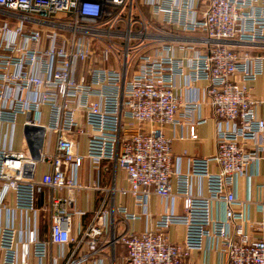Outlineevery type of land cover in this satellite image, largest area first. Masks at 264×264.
Here are the masks:
<instances>
[{
    "label": "built area",
    "instance_id": "1",
    "mask_svg": "<svg viewBox=\"0 0 264 264\" xmlns=\"http://www.w3.org/2000/svg\"><path fill=\"white\" fill-rule=\"evenodd\" d=\"M140 3L193 36L158 39L161 47L131 69L143 45L128 44L143 33L131 30L133 0H0V214L10 220L0 223V264H30V257L42 262L52 245L62 264H113L117 243L126 250L122 264H182L208 240L218 244L227 264H264V203L261 220L250 222L235 196L238 177L264 159V116L256 112L264 96L256 100L248 87L261 78L264 92V0ZM122 37L127 48L120 58L114 40ZM95 41L104 44L97 58ZM173 44H180L182 57L173 55ZM180 78L190 87L205 83L204 98L224 124L211 154L190 158L185 172L171 167V139L163 126H185L186 137L197 139L205 119L193 117L200 103L181 97ZM20 117L27 132L23 147L14 150L12 130ZM103 161L113 171L111 187L100 188L98 177L91 185L78 181L79 167L85 163L98 172ZM38 163L50 169L36 177ZM116 170L124 173L126 187L115 185ZM89 187L111 199L73 235L72 216L84 214L74 209L76 197ZM116 193L130 196L139 210L117 205ZM153 194L170 210L152 227L107 234L116 215L124 222L145 215ZM178 198L182 214L173 210ZM214 201L226 203L224 219L213 216ZM15 212L23 226H15ZM41 217L50 221L46 239L39 236ZM172 225L184 228L182 242L167 240Z\"/></svg>",
    "mask_w": 264,
    "mask_h": 264
},
{
    "label": "crops",
    "instance_id": "2",
    "mask_svg": "<svg viewBox=\"0 0 264 264\" xmlns=\"http://www.w3.org/2000/svg\"><path fill=\"white\" fill-rule=\"evenodd\" d=\"M170 0H165L168 4ZM178 31L182 32L177 28ZM192 34L185 33L181 35L182 38L191 37ZM173 55L176 57H182L184 52L179 49L180 44H173ZM204 82H200L195 86L187 85L185 78L179 80V94L184 99L191 98L197 100L200 103L199 110L194 112V118H204L205 122L198 125L197 139H190L186 137L187 131L185 126H172L166 124L163 126L164 134L171 139V167L172 169H179L182 172L187 170L188 160L192 157H203L211 154L214 149V138L219 127H223V123H219L214 115L213 110L207 100L204 98ZM251 88L252 96L261 101L263 99L262 79L259 78L256 82L248 84ZM258 117L264 116V105L262 103L257 105ZM23 117H20L12 130V148L14 150H20L23 147L24 139V125ZM136 122H134L135 124ZM2 132L4 128H1ZM19 133V134H18ZM183 134V138L180 135ZM52 138V142L54 137ZM81 142L83 138L79 137ZM0 136V143H1ZM246 147H251V144H245ZM49 165L44 163H38L35 169V176L39 177L43 172L48 171ZM215 170H218L217 166H214ZM98 174V176H97ZM99 179L100 188H109L113 185V171L108 169V163L103 161L98 172L89 169L87 164H83L77 170V179L79 182L86 185H91L96 178ZM172 187L174 188L175 179H171ZM115 185L117 187H126L127 182L125 175L121 170H116L115 173ZM203 193L205 189L202 190ZM111 193L107 194L105 191L87 188L80 191L76 197L74 205L75 210L83 211V215H73L71 218V233L75 235L79 230L86 227L94 218L95 212L98 210L101 202L106 198L111 199ZM235 196L237 202L241 203V209L245 210L246 215L250 222H259L261 220V207L264 203V159L252 161L247 167L244 174L238 177L235 188ZM114 201L117 205H125L129 210L138 211L139 209L134 205V202L130 196H122L118 193L114 194ZM42 199L39 198L36 202L39 207L42 204ZM6 203L11 206L12 198L7 197ZM170 208L166 204L165 200L157 195H151L148 205L146 207V214L142 215L139 219L132 222H124L120 216L114 217V224L108 223L107 234H115L119 236L126 229L135 233L142 232L146 227H152L156 218L165 211H169ZM173 210L176 214L183 213V205L181 198H178L175 202ZM226 210V203L224 201H214L212 204V214L217 219H224ZM28 215V214H27ZM33 218L32 214L30 219ZM21 214L19 212L14 213V224L17 227L23 226L24 222L21 220ZM10 222L7 213L0 214V223L6 224ZM27 226V225H26ZM50 221L47 217H41L39 220V236L46 239L49 234ZM245 227L249 230L248 224ZM167 240L171 242L180 243L183 240L184 228L180 225H172L165 231ZM69 246H65L64 251L67 253ZM112 253L113 264H122L126 250L125 246L121 243H117ZM105 252H108L106 250ZM60 250L57 246L52 245L49 249L48 256L39 262L36 258L30 257V264H62V260L59 259ZM83 264H91L90 261H86ZM110 264V263H107ZM182 264H227L226 256L219 250L218 244L211 241L205 242L202 249L192 250L189 255L184 258Z\"/></svg>",
    "mask_w": 264,
    "mask_h": 264
},
{
    "label": "rangeland",
    "instance_id": "3",
    "mask_svg": "<svg viewBox=\"0 0 264 264\" xmlns=\"http://www.w3.org/2000/svg\"><path fill=\"white\" fill-rule=\"evenodd\" d=\"M134 8L131 12V18L136 20L135 23L132 24L131 30L134 32H143L142 35L137 36V38H131L128 42L129 47H137L139 42L141 41L142 46L138 47V51L132 57L131 61V69L134 65L140 63V59H144V57L151 54L156 49H159L162 42L158 41V39H167L164 38L167 35L173 34L176 36H181L184 32H180L177 28L173 27L169 23L163 20V15L154 14L150 6L146 4H141L140 0H133ZM125 17L129 15V12L126 11L123 14ZM122 29H125L124 23H120ZM116 43V47H118L120 58L123 55V51L127 48V40L125 38H118L114 40ZM138 43V44H137ZM104 44L99 42L94 43V54L93 58H97V47L102 49ZM133 54V53H132ZM130 69V70H131ZM19 134V133H18Z\"/></svg>",
    "mask_w": 264,
    "mask_h": 264
},
{
    "label": "water",
    "instance_id": "4",
    "mask_svg": "<svg viewBox=\"0 0 264 264\" xmlns=\"http://www.w3.org/2000/svg\"><path fill=\"white\" fill-rule=\"evenodd\" d=\"M24 132L25 133L27 132V128H25ZM35 155H36V153H33V156H35Z\"/></svg>",
    "mask_w": 264,
    "mask_h": 264
}]
</instances>
